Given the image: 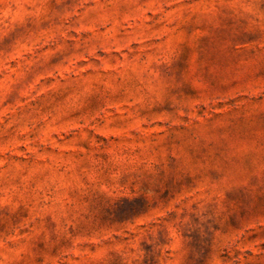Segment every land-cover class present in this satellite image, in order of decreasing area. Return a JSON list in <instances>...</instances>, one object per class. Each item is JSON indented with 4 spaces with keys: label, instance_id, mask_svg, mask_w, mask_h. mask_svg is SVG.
<instances>
[{
    "label": "rangeland",
    "instance_id": "374dc122",
    "mask_svg": "<svg viewBox=\"0 0 264 264\" xmlns=\"http://www.w3.org/2000/svg\"><path fill=\"white\" fill-rule=\"evenodd\" d=\"M0 264H264V0H0Z\"/></svg>",
    "mask_w": 264,
    "mask_h": 264
}]
</instances>
